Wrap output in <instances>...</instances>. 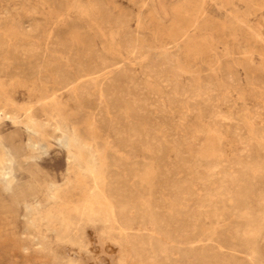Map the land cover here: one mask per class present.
<instances>
[{
	"label": "rangeland",
	"instance_id": "1",
	"mask_svg": "<svg viewBox=\"0 0 264 264\" xmlns=\"http://www.w3.org/2000/svg\"><path fill=\"white\" fill-rule=\"evenodd\" d=\"M0 141V264H264V0H0Z\"/></svg>",
	"mask_w": 264,
	"mask_h": 264
},
{
	"label": "bare ground",
	"instance_id": "2",
	"mask_svg": "<svg viewBox=\"0 0 264 264\" xmlns=\"http://www.w3.org/2000/svg\"><path fill=\"white\" fill-rule=\"evenodd\" d=\"M108 24V23H107ZM58 42L61 45H66L67 43L70 42V39L68 38V36H58ZM54 46V45H53ZM23 47V46H22ZM44 50V49H43ZM35 51V50H34ZM38 51V50H37ZM40 51V50H39ZM33 55V54H32ZM98 59H100L101 64H102V70L105 69H109V67H113V64H109L106 59L104 57H102L101 55L97 54ZM155 58V57H154ZM43 59V58H42ZM152 61V60H151ZM118 62V61H116ZM120 64V63H119ZM164 64V63H163ZM165 65V64H164ZM18 69V68H17ZM39 69V68H38ZM20 70V69H19ZM21 71V70H20ZM28 71V70H27ZM75 71V70H74ZM62 72V71H61ZM80 72H83V76L79 77V82L82 80V77H85L84 79H86V77H88L90 74H93L94 72H90V73H84V70L82 68H80ZM72 74V73H71ZM70 74V75H71ZM99 74V73H98ZM110 74V73H109ZM96 76V75H94ZM109 76V75H108ZM126 76V75H125ZM91 77V76H90ZM69 80V78H66ZM66 79H64L66 81ZM81 79V80H80ZM112 79V78H111ZM130 79V78H128ZM114 81V80H113ZM58 82V81H57ZM61 82V81H59ZM63 82V81H62ZM66 85H68L66 82H63ZM72 85V84H71ZM63 86H65L63 84ZM213 86V85H212ZM55 88V87H54ZM65 91L66 87H63ZM57 89V88H56ZM55 89V90H56ZM70 89V88H69ZM207 89V88H206ZM210 89V88H209ZM186 90V89H185ZM58 91V90H56ZM60 91V88H59ZM191 91V89H190ZM72 93V92H71ZM82 93V92H81ZM85 94V93H84ZM87 94V93H86ZM186 94V92H185ZM192 94V93H191ZM80 97V95H79ZM57 98V97H56ZM73 98V97H71ZM81 98V97H80ZM69 99V98H68ZM57 100V99H56ZM37 109V107H34ZM213 115V114H212ZM220 116V115H219ZM16 118V117H15ZM32 119V118H31ZM46 124V120L38 113H36L33 116V120H30L27 124L26 127L30 132V136H29V140L27 142L28 146L30 148H32L33 150H37L39 148H43L44 149V143L42 142V140H39L37 138V136H44V132L41 129L42 127H44V125ZM59 128V127H57ZM131 129H133V126L131 127ZM133 132H135V129L133 130ZM119 133V132H118ZM136 135V132H135ZM132 137V136H131ZM55 140H57V142L61 145V146H65L68 147L70 149V145L67 141L66 136L64 137H59V136H54ZM76 141V140H75ZM0 146H1V151H2V163L0 166V185L6 189L10 188V185L12 184V182L15 179V175H14V167L12 165L13 162V157L12 154L9 150V148H7L1 141H0ZM92 150V149H91ZM73 153V152H72ZM78 156V155H77ZM73 156H70L69 159H71ZM115 161V160H114ZM204 178V177H203ZM207 179V178H206ZM96 186V185H95ZM119 190V189H118ZM106 199V198H105ZM117 202V201H116ZM119 204V203H118ZM117 208V207H116ZM115 208V210H116ZM118 210V209H117ZM119 212L120 214H124L125 215V206L123 205H119ZM122 216V215H121ZM125 217V216H124ZM130 219V218H129ZM128 220V219H127ZM144 233V232H143ZM136 235V234H135ZM140 235V234H139ZM77 236V235H76ZM141 236V235H140ZM160 237V236H159ZM78 238V237H77ZM161 238V237H160ZM162 239V238H161ZM146 252V251H145Z\"/></svg>",
	"mask_w": 264,
	"mask_h": 264
}]
</instances>
